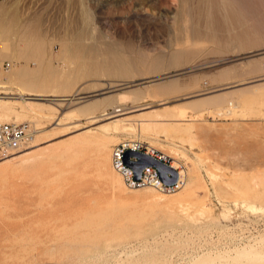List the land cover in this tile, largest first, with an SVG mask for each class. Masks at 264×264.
<instances>
[{
    "label": "rangeland",
    "instance_id": "1",
    "mask_svg": "<svg viewBox=\"0 0 264 264\" xmlns=\"http://www.w3.org/2000/svg\"><path fill=\"white\" fill-rule=\"evenodd\" d=\"M203 1L0 0V119L31 130L0 164V264H264V0ZM116 106L148 107L103 131ZM123 138L182 186L126 187Z\"/></svg>",
    "mask_w": 264,
    "mask_h": 264
},
{
    "label": "built area",
    "instance_id": "2",
    "mask_svg": "<svg viewBox=\"0 0 264 264\" xmlns=\"http://www.w3.org/2000/svg\"><path fill=\"white\" fill-rule=\"evenodd\" d=\"M12 61L0 59V71L11 65ZM31 139L30 126L25 121H0V159L12 155L26 147ZM127 149L141 150L172 165V157L155 146L136 138H123L112 144L111 165L120 174L126 187L135 188L145 185H155L166 192L178 189L180 176L176 183L166 184L160 177L159 170L154 165L143 167L139 177H136L133 168L124 160ZM177 169V168H176Z\"/></svg>",
    "mask_w": 264,
    "mask_h": 264
},
{
    "label": "bare ground",
    "instance_id": "3",
    "mask_svg": "<svg viewBox=\"0 0 264 264\" xmlns=\"http://www.w3.org/2000/svg\"><path fill=\"white\" fill-rule=\"evenodd\" d=\"M202 1V0H201ZM205 1V0H204ZM203 1V2H204ZM207 1H209V0H207ZM228 1H230V0H228ZM232 1V3H233V0H231ZM248 2V1H247ZM231 3V2H230ZM235 3H236V0H235ZM226 4L228 5V3H225V6H226ZM224 5V4H223ZM208 6V5H207ZM234 6V5H233ZM231 4H230V7H233ZM256 7V6H255ZM228 8H229V6H228ZM234 8H235V6H234ZM256 8H258V7H256ZM209 9V8H208ZM226 9H227V7H226ZM231 9V8H230ZM229 9V10H230ZM253 9H255L254 7H253ZM207 13H210V11H208ZM206 13V14H207ZM231 13H232V10H231ZM255 13H256V11H255ZM212 15V14H211ZM232 15H234V14H232ZM208 16H209V14H208ZM213 16V15H212ZM205 17H206V21H207V19L209 20V18H207V16L205 15ZM210 17V16H209ZM214 17V16H213ZM231 17V15H229V18ZM234 17H236L237 18V16H234ZM202 18H203V16H202ZM235 18V20L236 21H238V19H236ZM241 18H242V16H241ZM201 19V18H200ZM211 20H210V22H212V20H213V18H210ZM230 20V19H229ZM244 20V19H243ZM209 22V21H208ZM235 23V22H234ZM195 34V33H194ZM199 34V33H198ZM196 35V34H195ZM2 48H4V47H2ZM17 76V75H16ZM21 77H23V75H20ZM172 85V84H171ZM174 85V84H173ZM170 87V85H167V87ZM159 87V86H158ZM157 87V88H158ZM163 88L165 89V86H163ZM162 88V86H161V89H163ZM160 89V88H159ZM215 91V90H214ZM237 94H238V92H237ZM119 97H120V95H118ZM16 97V96H15ZM72 97V96H71ZM122 97V96H121ZM130 97V96H129ZM0 98H2V97H0ZM13 98V97H12ZM11 98V99H12ZM118 98V97H117ZM2 100V99H1ZM1 100H0V106L1 105H6L7 103H4L3 101V103L1 102ZM109 100H110V98H109ZM113 100H114V98H113ZM129 100V99H128ZM135 100H136V98H135ZM63 101V100H62ZM198 101V100H197ZM10 102V101H9ZM11 102H12V100H11ZM71 102V101H70ZM120 102V101H119ZM118 101H117V103H119ZM14 103V102H13ZM116 103V102H115ZM121 103V102H120ZM119 103V104H120ZM197 104H198V102H197ZM9 105V104H8ZM231 105H232V102H231ZM13 106H14V104H13ZM95 106V105H94ZM233 106H234V104H233ZM4 107V106H3ZM8 107V106H7ZM139 107V106H138ZM148 106H145V107H141V108H135V109H133V108H130V107H127V106H116V107H114V109L115 110H113V112L112 113H109V112H104V114H103V116H104V118H106V120H111L110 122H108V123H105V124H103L102 125V130L103 131H106V132H108V131H114V132H119L121 129H123V130H128V131H130V130H134V129H136L135 127H134V125H132V123H131V121H133V117L132 116H126V114H128L129 112H131V111H135V110H139V109H145V108H147ZM203 107V106H202ZM232 107V106H231ZM236 107H238V106H236ZM4 108H6V107H4ZM1 109H2V107H1ZM11 109H13V107L11 108ZM233 109V108H232ZM235 109V108H234ZM3 110V109H2ZM8 110H10V109H8ZM3 112V111H2ZM144 112V111H143ZM141 113V112H140ZM145 113V112H144ZM2 114H4V113H2ZM6 114V113H5ZM143 114V113H142ZM106 115V116H105ZM129 115V114H128ZM145 116L146 115H139L138 117L142 120V122H143V120H145ZM158 116H160V117H162V116H164V115H162V114H158ZM0 117H1V114H0ZM94 117V116H93ZM102 117V116H101ZM157 117V116H156ZM159 117V118H160ZM181 117V116H180ZM150 118V117H149ZM158 118V119H159ZM163 118V117H162ZM167 118V117H166ZM172 118V117H171ZM2 119L3 118H1L0 120L2 121ZM99 119V117H94V118H92V121H91V123L90 124H95V123H97L96 121ZM101 119H103V117L101 118ZM100 119V120H101ZM136 119V118H135ZM140 120V121H141ZM149 120V119H148ZM163 120H167V119H165V117H164V119ZM173 120V119H172ZM176 120V119H175ZM180 120H181V118H180ZM99 121V120H98ZM150 122H153L152 120H149ZM147 122V120L145 121L146 122V124H147V126H149L150 127V125H148V124H150V122ZM154 121H156V120H154ZM160 121H162L161 119H160ZM177 121V120H176ZM163 122V121H162ZM169 122V121H168ZM175 122V121H174ZM155 124H157V122H154ZM137 124V129L139 128V124H143V123H140L139 122V124L138 123H136ZM153 124V123H152ZM144 127H145V125H143ZM151 126H153V125H151ZM93 128H95V127H92V128H90V129H93ZM140 128H142V127H140ZM147 128V127H146ZM187 129L188 130H191V126H189V127H187ZM141 130V129H140ZM142 130H143V128H142ZM144 130H145V128H144ZM143 130V131H144ZM137 139V138H136ZM139 140H141V139H139ZM142 141V140H141ZM146 142V141H145ZM148 145H149V143L148 142H146ZM15 157V156H14ZM13 157V158H14ZM9 159H11L10 157L8 158H4V160L3 159H0V164H2V163H5L7 160H9ZM177 164V163H176ZM176 164H172L175 168H177V165ZM112 166V165H111ZM112 169L115 171V172H117L113 167H112ZM177 170H178V173H179V176H180V184H179V186H178V188L179 187H181L182 186V181H183V179L185 178V176H186V170L185 169H179V168H177ZM118 173V172H117ZM119 174V173H118ZM118 178V177H117ZM119 183V182H118ZM121 183V182H120ZM124 183V182H123ZM187 183V182H186ZM121 185V184H120ZM119 185V186H120ZM188 185V184H187ZM145 186H147V185H145ZM141 187H143V186H141ZM149 187H154V188H156L157 190L158 189H162V188H159V187H156L155 185H151V186H149ZM135 188H138V187H135ZM163 190V189H162ZM164 191V190H163ZM177 191V190H176ZM166 192V191H165ZM175 192V191H174ZM207 260V259H206Z\"/></svg>",
    "mask_w": 264,
    "mask_h": 264
},
{
    "label": "water",
    "instance_id": "4",
    "mask_svg": "<svg viewBox=\"0 0 264 264\" xmlns=\"http://www.w3.org/2000/svg\"><path fill=\"white\" fill-rule=\"evenodd\" d=\"M124 160L133 168L136 177L140 176L143 167L154 165L158 168L160 177L166 184H174L179 178L178 170L173 165L145 151L127 149Z\"/></svg>",
    "mask_w": 264,
    "mask_h": 264
}]
</instances>
